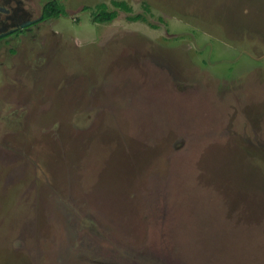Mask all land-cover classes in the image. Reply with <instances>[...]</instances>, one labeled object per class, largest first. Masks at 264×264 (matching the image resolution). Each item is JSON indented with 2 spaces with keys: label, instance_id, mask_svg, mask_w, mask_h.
Listing matches in <instances>:
<instances>
[{
  "label": "rangeland",
  "instance_id": "1",
  "mask_svg": "<svg viewBox=\"0 0 264 264\" xmlns=\"http://www.w3.org/2000/svg\"><path fill=\"white\" fill-rule=\"evenodd\" d=\"M58 1L0 40V264H264V0Z\"/></svg>",
  "mask_w": 264,
  "mask_h": 264
},
{
  "label": "flooded vegetation",
  "instance_id": "2",
  "mask_svg": "<svg viewBox=\"0 0 264 264\" xmlns=\"http://www.w3.org/2000/svg\"><path fill=\"white\" fill-rule=\"evenodd\" d=\"M24 2L22 0H0V33H6L3 36H0L1 39H5L9 36L19 35L20 33H24L27 30L33 28L38 21L43 20L42 9L41 13L38 17L42 16V18L38 21H34L31 24L18 27L26 17L30 16L29 19H36L38 17H33L29 15V12L26 8L23 7ZM25 6V5H24ZM15 29L12 32H8L9 30Z\"/></svg>",
  "mask_w": 264,
  "mask_h": 264
},
{
  "label": "trees",
  "instance_id": "3",
  "mask_svg": "<svg viewBox=\"0 0 264 264\" xmlns=\"http://www.w3.org/2000/svg\"><path fill=\"white\" fill-rule=\"evenodd\" d=\"M111 3L117 9L124 12H130L131 8L125 1H111ZM96 10L92 12V19L95 22H109L114 19L117 15V10H108L104 3L96 5ZM65 14L63 5L58 0H48L42 6L43 19L59 17ZM142 19L141 14H135L132 16L128 15V20L134 21Z\"/></svg>",
  "mask_w": 264,
  "mask_h": 264
},
{
  "label": "water",
  "instance_id": "4",
  "mask_svg": "<svg viewBox=\"0 0 264 264\" xmlns=\"http://www.w3.org/2000/svg\"><path fill=\"white\" fill-rule=\"evenodd\" d=\"M27 13L30 15V12H27ZM29 17L30 16L26 17V19L22 23H20V25L16 26V28L27 26V25L31 24L32 22L37 21V20H40L42 18V16H40V17H38L36 19H32L31 20V19H29ZM14 30L15 29H12V30H9L8 32H12ZM4 34H6V33H3L2 32V33H0V36H3Z\"/></svg>",
  "mask_w": 264,
  "mask_h": 264
}]
</instances>
